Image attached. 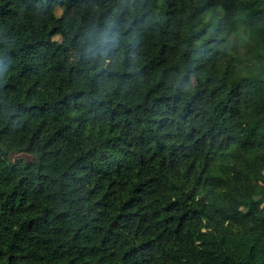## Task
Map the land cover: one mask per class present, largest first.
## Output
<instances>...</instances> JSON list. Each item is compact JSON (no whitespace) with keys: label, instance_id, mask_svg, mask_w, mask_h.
I'll return each mask as SVG.
<instances>
[{"label":"trees","instance_id":"trees-1","mask_svg":"<svg viewBox=\"0 0 264 264\" xmlns=\"http://www.w3.org/2000/svg\"><path fill=\"white\" fill-rule=\"evenodd\" d=\"M0 264H264V0H0Z\"/></svg>","mask_w":264,"mask_h":264},{"label":"rangeland","instance_id":"rangeland-1","mask_svg":"<svg viewBox=\"0 0 264 264\" xmlns=\"http://www.w3.org/2000/svg\"><path fill=\"white\" fill-rule=\"evenodd\" d=\"M59 14H60V13H59ZM17 157H19V158H23V159L26 160V161H30V160L32 159L30 156H28V155H24V154L19 155V156H17Z\"/></svg>","mask_w":264,"mask_h":264}]
</instances>
